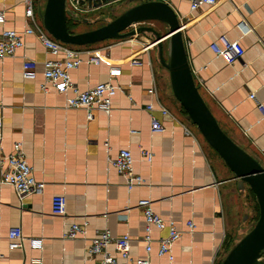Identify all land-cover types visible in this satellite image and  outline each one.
<instances>
[{"label":"crops","instance_id":"0c3cea01","mask_svg":"<svg viewBox=\"0 0 264 264\" xmlns=\"http://www.w3.org/2000/svg\"><path fill=\"white\" fill-rule=\"evenodd\" d=\"M24 1L0 0L5 18L0 31L22 32L27 27ZM159 1L167 3L180 20L194 81L218 125L264 166V0H224L192 12L189 0ZM35 2L34 13L41 21ZM87 15L83 23L90 20ZM221 36L239 41L240 55L232 63L211 50ZM23 42L13 58L0 61V161L14 144H21L34 178L45 186L40 194L19 200L10 186L0 184V264H26L30 256L40 257L42 264H100L101 257H88L86 248L102 231L112 238L129 236L130 255L144 258L140 200H149L156 215L173 221L182 232L171 248L173 260L158 257L153 244L150 264H220L253 224L248 198L186 120L153 48L132 38L73 47L98 52L99 63H87L82 55L84 62L70 71V81L79 91L108 81L113 69L120 71L110 79L118 88L110 111L92 109L88 119L83 109L66 107L69 93L52 88L42 92L41 64L51 57L35 36H26ZM23 60L38 64L35 80L22 78ZM152 83L168 110L167 116L153 113L163 126L160 133L150 131V116L144 110L154 103L146 92ZM120 150L131 153L142 186L128 190L110 165ZM142 151L152 155L151 162L141 156ZM54 196L65 198L64 216L51 213ZM188 222L194 225L192 232L187 230ZM71 224L82 227L75 240L64 238ZM12 228H20L25 238H41L42 249H9L7 233ZM166 233L153 229L151 235L157 239ZM107 251L115 255L111 245Z\"/></svg>","mask_w":264,"mask_h":264},{"label":"built area","instance_id":"2783aa9c","mask_svg":"<svg viewBox=\"0 0 264 264\" xmlns=\"http://www.w3.org/2000/svg\"><path fill=\"white\" fill-rule=\"evenodd\" d=\"M224 0H189L190 11H195L200 7H212ZM92 2L96 0H66V9L72 15V19L79 21L89 14L94 7ZM24 17L28 22L27 27L22 32L15 30L0 31V61L13 58L16 52L24 46L23 39L26 36H35L46 53L51 57L42 64L43 83L40 86L42 92L47 93L52 88L59 94L69 93L71 96L66 99V107L70 109H83L86 112V118H91V110L98 109L107 113L111 109V99L118 91L110 79L119 75V69H113L109 72V80L104 83L96 84L84 91H79L70 81V71L78 68L84 60L85 55L87 63H99L97 51H78L73 47L64 45L52 39L43 29L41 21H38L34 6L31 0L24 1ZM4 13L0 12V25L4 24ZM211 50L215 56L223 57L227 62H234L240 55L239 41L229 40L226 36L219 38V43L211 44ZM132 64H140L132 61ZM38 64L32 60H23L21 65V75L24 80H35ZM147 94L153 98L154 103H148L144 110L150 116V131L160 133L163 131L162 124L153 115L155 111L162 116L168 115V110L157 99V90L154 83L146 90ZM251 100L254 99L250 95ZM258 109H263L258 105ZM2 121L0 118V130ZM141 156L146 162H151L152 155L149 152H141ZM133 158L128 150H120L117 156L109 160L110 165L124 178L125 186L128 190L142 186L143 178L134 173ZM0 184L10 186L16 193L19 200L27 195L40 194L45 184L37 181L32 172V168L27 164L21 144L16 143L12 147V152L0 161ZM66 202L63 196H54L51 199V213L55 216L65 215ZM138 208L141 210L145 228L144 235L141 238L143 244L144 258H133L129 252L130 238L127 235L112 238L108 231H102L90 239L86 248L88 257L100 256V264H150V254L152 245L156 244V255L165 257L169 262L173 260L171 248L173 244L181 237L182 232L177 230L174 222L164 220L156 215L152 210V204L149 200H140ZM187 230L192 232L194 225L187 223ZM166 230L164 237L154 239L151 235L152 230ZM82 234V227L78 224H71L64 234L67 240H75ZM8 248L11 250L25 251L26 248L32 251L42 249L41 238H25L20 228H12L7 233ZM113 247L115 255L108 253L107 248ZM26 264H42L38 256H30Z\"/></svg>","mask_w":264,"mask_h":264},{"label":"water","instance_id":"95a60500","mask_svg":"<svg viewBox=\"0 0 264 264\" xmlns=\"http://www.w3.org/2000/svg\"><path fill=\"white\" fill-rule=\"evenodd\" d=\"M66 0H46L39 17L46 33L55 41L71 47H86L108 40H123L142 34L153 37L159 66L168 74L169 86L186 120L217 154L237 181L253 194L258 215L250 229L227 251L220 264H264V166L233 142L220 128L196 85L188 64L180 20L174 10L159 0H96L94 8L117 3L131 4L111 21L93 30L74 33L67 22L72 17ZM158 22L166 27L159 33L152 27L136 26Z\"/></svg>","mask_w":264,"mask_h":264},{"label":"rangeland","instance_id":"374dc122","mask_svg":"<svg viewBox=\"0 0 264 264\" xmlns=\"http://www.w3.org/2000/svg\"><path fill=\"white\" fill-rule=\"evenodd\" d=\"M32 1L33 2L36 1L35 3H37V6L39 7L40 11L42 12L46 0H32ZM129 6H131V4L117 3V4L112 5L110 7H104L102 9L98 10V12H96L95 14L92 13V14L87 15L86 16V17H88L87 19H90L87 23L82 22L83 18L80 19L79 21H73V22L71 21V24H72L71 25V31L74 33H80V32H85V31H89V30H93L95 28H98V27L106 24L107 22L111 21L113 18H115L118 14H120L123 10H125V8H127ZM136 26L152 27L155 30H157L159 33H164L166 31V27L163 24L158 23V22H145V23H142L140 25L132 26L128 30H131V29L135 28ZM132 40H134L136 43L147 44L153 40V37L149 34H142V35H138V36L132 38ZM111 41H113V40H111ZM114 41H118V40H114ZM153 53L156 54V47L153 48ZM242 191L244 192L245 196L247 195L248 205L251 209L250 210L251 211L250 221H253V223H254L256 218H257V215H258V210H257L255 198L246 186L244 187V189Z\"/></svg>","mask_w":264,"mask_h":264},{"label":"trees","instance_id":"16d2710c","mask_svg":"<svg viewBox=\"0 0 264 264\" xmlns=\"http://www.w3.org/2000/svg\"><path fill=\"white\" fill-rule=\"evenodd\" d=\"M71 25H72V24H71V20L69 19L68 22H67V26H68V30H69L70 32H72V31H71Z\"/></svg>","mask_w":264,"mask_h":264},{"label":"bare ground","instance_id":"6f19581e","mask_svg":"<svg viewBox=\"0 0 264 264\" xmlns=\"http://www.w3.org/2000/svg\"><path fill=\"white\" fill-rule=\"evenodd\" d=\"M147 46H148L147 48H154V43L151 41V42L148 43Z\"/></svg>","mask_w":264,"mask_h":264}]
</instances>
